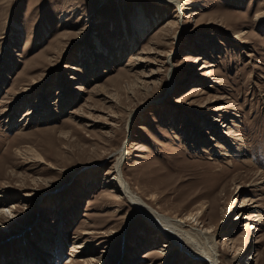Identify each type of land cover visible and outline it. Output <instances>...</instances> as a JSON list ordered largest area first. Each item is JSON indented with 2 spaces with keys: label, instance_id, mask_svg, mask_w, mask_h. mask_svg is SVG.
Listing matches in <instances>:
<instances>
[{
  "label": "rangeland",
  "instance_id": "1",
  "mask_svg": "<svg viewBox=\"0 0 264 264\" xmlns=\"http://www.w3.org/2000/svg\"><path fill=\"white\" fill-rule=\"evenodd\" d=\"M155 1L0 0V264H208L122 149L150 208L264 264V0Z\"/></svg>",
  "mask_w": 264,
  "mask_h": 264
},
{
  "label": "bare ground",
  "instance_id": "2",
  "mask_svg": "<svg viewBox=\"0 0 264 264\" xmlns=\"http://www.w3.org/2000/svg\"><path fill=\"white\" fill-rule=\"evenodd\" d=\"M158 1H163L171 5L173 4L179 9L182 8V4L178 0H156L155 2ZM242 36V34L235 35L234 39L240 40ZM125 155L126 152L122 149L119 153L116 165V177L121 194L129 199L134 209L141 214L143 218L147 219L149 224H152L156 229H159L170 237L173 242L183 243V245L186 244L187 249L183 250L187 251V253L198 262L220 264L218 250L213 240L214 237L209 233L198 231L196 227L199 223V214H201V212L191 213L185 220H177V218H172L154 211L132 192L129 185L123 180L122 176H120L121 165ZM193 223L196 224L194 225Z\"/></svg>",
  "mask_w": 264,
  "mask_h": 264
}]
</instances>
